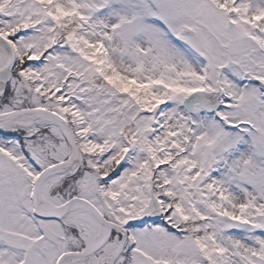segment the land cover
I'll use <instances>...</instances> for the list:
<instances>
[{
    "label": "snow or ice",
    "instance_id": "6c2138e0",
    "mask_svg": "<svg viewBox=\"0 0 264 264\" xmlns=\"http://www.w3.org/2000/svg\"><path fill=\"white\" fill-rule=\"evenodd\" d=\"M0 264H264V0H0Z\"/></svg>",
    "mask_w": 264,
    "mask_h": 264
}]
</instances>
